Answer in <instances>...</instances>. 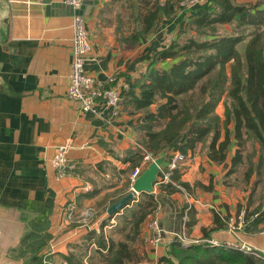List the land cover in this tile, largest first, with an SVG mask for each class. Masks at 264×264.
<instances>
[{
  "label": "crops",
  "instance_id": "1",
  "mask_svg": "<svg viewBox=\"0 0 264 264\" xmlns=\"http://www.w3.org/2000/svg\"><path fill=\"white\" fill-rule=\"evenodd\" d=\"M59 1L65 2L51 0ZM164 1L168 0H90L84 11L91 42L87 72L108 85L113 76L129 83L143 78L152 67L154 52L177 38L187 23L177 14L169 20L159 18L155 31L140 32L145 22L136 17V11L145 16ZM71 23L68 11L55 9L48 14L44 0H0V202L22 208L36 222L48 217L52 233L45 249L25 264L30 260L46 264V258L52 264H69L65 258L69 251H78L84 264H97L93 261L106 248L98 245L96 236L115 238L125 210L145 197L139 193L119 212H107L132 190V155L140 149L136 143H141L137 126L145 119L142 114H130L125 105L116 111L98 103L96 110H84L68 96ZM153 66L164 67L166 61ZM67 140L73 144L70 157L79 175L59 179L52 158L57 146ZM234 148L232 143L228 157L220 163L197 149L176 169L174 175L189 183L186 192L192 201L186 232L190 238L244 241L261 255L248 254L264 257V217L242 228L229 223L240 206L252 212L261 205L255 211H264V200L254 202L228 184ZM167 162L168 158L163 167ZM85 184L92 186L91 191L82 188ZM160 186L155 184L150 193L157 196ZM72 200L79 207H95L96 216L88 226L66 219V206ZM186 204L183 191H164L146 218H158L165 228L163 237L153 243L150 229L144 226L142 252L137 248L138 258L130 264H169L164 256H169L171 244L182 231ZM218 215L224 224L217 223ZM193 243L204 242L189 244Z\"/></svg>",
  "mask_w": 264,
  "mask_h": 264
},
{
  "label": "trees",
  "instance_id": "2",
  "mask_svg": "<svg viewBox=\"0 0 264 264\" xmlns=\"http://www.w3.org/2000/svg\"><path fill=\"white\" fill-rule=\"evenodd\" d=\"M199 7L197 15L189 18V36L184 42L173 38L154 52L151 69L124 90L123 105L130 114L144 116L137 133L153 156L166 154L169 158L173 151L193 155L202 147L204 153L220 163L228 157L234 143L227 175L239 171L247 162L245 179L257 173L264 181V0H207ZM173 11L174 5L168 0L153 6L145 16L138 15L145 22L140 32L147 34L159 17ZM162 61H166V66H153ZM221 102L226 109L223 119L216 111ZM248 140L253 143L252 153L246 150ZM132 157L133 169L142 162L144 153L136 149ZM174 173L173 179L188 191L189 183L180 181ZM160 187L157 196L143 192L145 197L125 210L124 228L132 223L125 238L96 236L98 245L106 248V253L99 254L104 264H130L142 223L156 207L158 198L164 191H182L175 184ZM260 208L261 205L255 210ZM219 217L217 223L224 224ZM260 217H264V211L255 219ZM51 238L48 217L30 221L19 252L39 253ZM88 239L89 235L85 236L84 240ZM169 253L164 256L169 264H264V257L237 248L185 245L179 239L173 241ZM65 258L69 264H84L73 251Z\"/></svg>",
  "mask_w": 264,
  "mask_h": 264
},
{
  "label": "built area",
  "instance_id": "3",
  "mask_svg": "<svg viewBox=\"0 0 264 264\" xmlns=\"http://www.w3.org/2000/svg\"><path fill=\"white\" fill-rule=\"evenodd\" d=\"M68 6L73 8H79L83 4L84 0H64ZM204 0H181L180 7L183 9L190 8ZM72 61L70 72V83L68 86V96L71 99L77 100L81 103V107L84 110H96L98 103H104L108 106L114 107L118 111L123 106L125 98L124 90L130 87V83L123 80H117L116 77H111L108 85L106 82L101 81L88 73L86 70V62L88 60V54L91 49V42L89 37V30L86 25V17L84 14H75L72 16ZM136 145L143 151L144 157L140 164L136 165L130 174L131 183L139 176L148 163L155 158L152 153L146 151L142 144L136 143ZM73 144L71 140L57 146L52 158L53 165L56 169L57 178L62 179L65 177H74L79 175L77 163L70 157ZM187 155L181 151H174L168 158V162L165 167L161 168V174L156 184H175L182 189L187 204L185 206V213L183 215V227L182 231L177 233L176 237L179 238L183 244H189L194 242H204L209 245H221L232 248H237L241 251L252 253L255 255H261L257 249L247 243L242 242H219L214 239L202 238V239H190L186 234V221L187 215L192 208V201L190 195L184 190L183 186L177 184L173 179V173L178 169L179 165L186 161ZM86 191H91L92 186L85 184L82 187ZM249 212V210H248ZM260 211L249 212L241 210L239 213L240 223L242 225L249 221L254 220ZM66 219L70 222L74 221L80 225L88 226L90 222L96 216V209L92 205L79 207L75 200L70 201L65 210ZM238 219V220H239ZM235 221V220H234ZM148 228L152 233V241L157 244L163 237L165 228L161 225L158 218L154 217L148 224Z\"/></svg>",
  "mask_w": 264,
  "mask_h": 264
},
{
  "label": "water",
  "instance_id": "4",
  "mask_svg": "<svg viewBox=\"0 0 264 264\" xmlns=\"http://www.w3.org/2000/svg\"><path fill=\"white\" fill-rule=\"evenodd\" d=\"M98 0H95L97 2ZM47 3V13L55 12V9L66 13L67 11L73 16L75 14H84L85 8L90 0H84L79 8L68 6L65 2ZM167 160V155L162 154L151 160L143 171L137 176L132 183V190L119 200L113 202L107 209L112 215L128 206L135 196L143 192H152L155 184L158 182L161 168ZM30 221H35L33 217L25 214L23 209L16 206L10 208L0 202V264H25L26 260L33 255L32 252L20 254V246L23 237L28 231ZM185 245H189L188 243Z\"/></svg>",
  "mask_w": 264,
  "mask_h": 264
},
{
  "label": "rangeland",
  "instance_id": "5",
  "mask_svg": "<svg viewBox=\"0 0 264 264\" xmlns=\"http://www.w3.org/2000/svg\"><path fill=\"white\" fill-rule=\"evenodd\" d=\"M180 1L181 0H169V4L174 5V11L172 13L163 15V16H161L159 18H161L163 20H169L170 18H173L175 15L178 14L179 17H182L185 20L187 19V23H186L185 27L183 28V32L179 33V35L177 36V38H180L179 39L180 41L184 42V40L189 36V33H190V32H187L188 31V26H189L188 25L189 24V18L196 16L197 15L196 12H199L201 9H200V7L197 9L198 5L190 7V8H186V9L184 8L183 9L182 7H180ZM206 1L207 0H204L203 2H201L199 4H205ZM164 2H166V1H164ZM143 8H145V7H143ZM180 14H185V15L182 16ZM138 15H139V12L136 11V17L137 18H138ZM157 25H158V23L153 28H151L150 32L151 31H155L157 29V27H158ZM227 31H229V30H227ZM223 32H226V30H223ZM199 37L203 39V36H199ZM223 99H225V96L223 97ZM225 110H226L225 109V104L223 102H221L218 105L216 111L218 112V114L220 116H222L221 117L222 119L224 118ZM200 145L202 146L201 143H200ZM252 145H253V143H252L251 140H248L246 142V150L248 149L249 150L248 152H250V153H252ZM199 150H202V147H199ZM253 160H256V158L253 157ZM246 165H247V162H246ZM246 165L242 166L241 169L239 171H237V172H234V174L228 175V177H227L228 184L230 186H232V188H231L232 190H239V192H242V194L244 196H247L249 199H254L253 200L254 202H261V201L264 200V181H261L262 179H259V176H258L257 173H254L250 177L249 180H246L245 179V168H246ZM238 210H239L238 211L239 213H240L241 210L247 211V214L249 213L248 212V206H246V205L241 206V208H239ZM239 213H238V215H239ZM238 215L236 216V219L234 217H230L229 218V223H230L232 228H235V227L242 228V227L246 226L248 223L253 221V220L252 221L248 220V222L246 224L242 225V223H240V219H239ZM154 217L155 216L152 215V216H150L148 219H146L142 223L140 236L138 237V239L136 240V242L133 245L135 247V257L134 258H136V259L138 258L137 248H140L139 244L142 242L141 235H142L143 228H144V226H148L149 222ZM124 223H123V221H121V224H122V225H120L121 226V231H119V233L115 237V239H117V240H119L121 238H125L126 233L130 232V230H131L132 223L130 222L125 228H124ZM186 234H187V232H186ZM187 236L190 238V236L188 234H187ZM175 239H179V238L175 237ZM190 239L194 240V239H197V238H190ZM192 242H194V241H192ZM238 242H242L243 243L244 241H238ZM244 243H247V242H244ZM247 244H249V243H247ZM249 245H251V244H249ZM251 246H253V245H251ZM140 251L142 252L141 248H140ZM143 253H145V251H143ZM73 254L76 256V258H78V259L81 258L80 257L81 254H79L78 251H73ZM101 259L102 258L100 256H97V259H95L93 262H96L97 264H104L105 261L101 260ZM44 262L46 264H52V263L49 262L48 258L44 259ZM27 264H34V263L30 260V261H28Z\"/></svg>",
  "mask_w": 264,
  "mask_h": 264
}]
</instances>
